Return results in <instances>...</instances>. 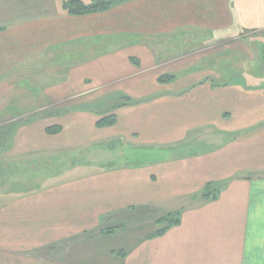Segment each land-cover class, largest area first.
Here are the masks:
<instances>
[{
	"label": "crops",
	"instance_id": "1",
	"mask_svg": "<svg viewBox=\"0 0 264 264\" xmlns=\"http://www.w3.org/2000/svg\"><path fill=\"white\" fill-rule=\"evenodd\" d=\"M44 1L0 0L12 13L0 17V97L23 80L44 99L31 120L0 122V159L33 158L31 171L38 157L93 145L135 160L31 196L12 185L27 176L0 183V264H83L84 233L108 234L98 219L146 206L155 223L181 212L180 223L120 264H264V85L212 80L198 47L226 35L264 43V0H128L87 15ZM210 185L219 192L205 199Z\"/></svg>",
	"mask_w": 264,
	"mask_h": 264
},
{
	"label": "rangeland",
	"instance_id": "2",
	"mask_svg": "<svg viewBox=\"0 0 264 264\" xmlns=\"http://www.w3.org/2000/svg\"><path fill=\"white\" fill-rule=\"evenodd\" d=\"M63 1H44L46 4L40 7L61 8ZM3 4L7 5L9 2L3 1ZM34 5L35 3H33ZM7 15L10 16L12 13H8V11L0 12V17ZM252 35L254 34H248L247 37L239 38L240 42L232 35H226L214 40L210 39V37H202L206 36L204 34L199 36L203 39L202 44L198 45L200 52L203 51L202 53L204 54L208 52L210 55V58L204 59L203 66L214 69L219 76L210 77L212 80H218L219 82H235L239 80L246 84L258 83L264 85V43L260 39L255 38L256 35L251 37ZM219 50L221 52L216 54ZM194 55L199 56V54ZM21 81L22 83L12 93L0 97V109L2 110L0 115L1 127L6 126L8 123H12L13 125L21 124L24 121L31 120L42 112L39 105H41L44 99L38 91V86H31L33 84ZM36 81L41 82V80ZM27 87H31V89L38 92L26 90ZM121 101L122 98L116 95L108 99L105 104H98V106H110ZM5 105L7 106L5 107ZM43 105L45 106V103ZM50 109L51 107L45 108L43 111L47 113ZM110 144L113 145L114 142ZM99 145L98 143L95 148L99 149ZM92 146L89 145L73 150L62 149L53 154L54 156L49 153L48 157H44L43 159L40 157L34 158L35 160L33 161L44 160V163L40 162L41 165L31 171V167L25 170L22 168V165L26 164L29 159L32 161L33 158L25 160L24 158L12 159L6 157L5 159H0V183H4L2 186L8 187L12 184L10 181L14 177L23 176L25 178L27 176L26 180L18 181L12 185L14 187H21L15 189L23 192L22 194L25 193L24 195L26 196H31L33 193L45 191L52 186L61 185L62 183H68L75 178L87 177L98 167L97 163H120L128 159L131 161L135 160H132L130 151L99 153V150H97L100 154L98 155L94 153L95 150L91 148ZM88 161H91L93 164L88 166L87 164L90 163ZM125 212L124 214L119 213L118 215L111 216L110 219L113 221L119 218L113 224H109L111 222L108 219L109 215L98 219L99 224L97 227L103 229L106 226L111 230L108 234H100L98 230H94L91 233L89 231L84 233L86 234L84 237L81 236L87 241V245L83 244L82 246H86L87 251L89 250L86 256H79L83 264H120L122 261L120 256L122 255L118 254V252L132 249L140 240L150 239L147 238L149 235L166 226V222L160 225L157 221L155 223L153 219L154 211L150 206ZM163 216L165 215L160 217ZM122 217H127L128 221L124 222L120 220Z\"/></svg>",
	"mask_w": 264,
	"mask_h": 264
},
{
	"label": "trees",
	"instance_id": "3",
	"mask_svg": "<svg viewBox=\"0 0 264 264\" xmlns=\"http://www.w3.org/2000/svg\"><path fill=\"white\" fill-rule=\"evenodd\" d=\"M128 0H90L89 2H85L83 0H64L63 1V8L66 12L73 14V15H87L97 12H103L109 10L116 4L125 2ZM174 79V75L165 74L159 78V81L162 83L171 82ZM117 118L114 114H110L104 116L98 121V126H107L112 125L116 122ZM61 129L60 126H52L47 129L49 133H56ZM208 191L203 195L205 199L216 198L219 191H211V185L207 187ZM180 214L181 212H176L175 214H168L163 217L157 219L158 224H162L166 222V226L157 230L155 233L149 235L147 238H153L156 236H161L165 234L168 229L171 227L178 225L180 223ZM107 232H111V230L107 229ZM115 253H117L115 251ZM118 254L122 256L126 255V251H120Z\"/></svg>",
	"mask_w": 264,
	"mask_h": 264
}]
</instances>
